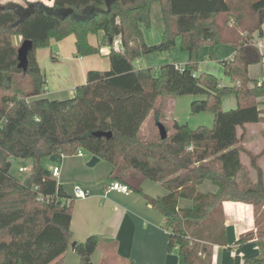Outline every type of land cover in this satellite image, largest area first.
Returning a JSON list of instances; mask_svg holds the SVG:
<instances>
[{"label": "trees", "instance_id": "1", "mask_svg": "<svg viewBox=\"0 0 264 264\" xmlns=\"http://www.w3.org/2000/svg\"><path fill=\"white\" fill-rule=\"evenodd\" d=\"M48 1L0 2V88L10 92L0 99V264H62L71 239L73 199L41 160L77 149L109 162L111 178L133 191H141L143 179L160 182L166 193L145 199L164 217L168 250L177 254V264H208L209 243L223 239L222 201L251 203L255 214L264 205L263 172L257 163L261 152L242 145L245 126L264 122V109L256 101L264 95V79L257 83L248 76V66L264 58L253 34H263L264 0ZM154 1L160 4L163 31L158 42L148 44L141 25L150 26ZM98 32L108 44L120 38L121 51L109 53V69L89 70L71 97L41 95L45 80L36 49L48 46L51 38L73 34L77 54L96 53L98 46L89 43L88 35ZM14 36L20 39L14 42ZM178 37L187 54L183 66H136V59L170 48ZM24 41L30 46L21 62L18 49ZM219 43L234 49L232 58L220 60L228 84H220L210 72L197 73L199 48L205 45L212 57ZM24 78L26 92L11 93L14 80ZM183 94L198 96L190 111L211 112V127L191 128L174 120L172 129H166L163 101ZM227 94L234 95L236 107L223 110L221 99ZM151 112L165 127V138L140 136ZM96 131L111 134L97 136ZM242 153L248 165L241 162ZM18 158L32 160L23 178L10 172ZM205 179L217 186L215 192L198 191ZM179 198L192 200V206L178 207ZM259 234L264 237V230ZM96 243L90 235L74 245L80 264H92ZM246 262L263 264L264 247Z\"/></svg>", "mask_w": 264, "mask_h": 264}, {"label": "crops", "instance_id": "2", "mask_svg": "<svg viewBox=\"0 0 264 264\" xmlns=\"http://www.w3.org/2000/svg\"><path fill=\"white\" fill-rule=\"evenodd\" d=\"M9 1L25 3L35 0H0L2 3ZM41 1L51 3L48 0ZM141 28L144 41L148 44L156 43L162 36L163 21L162 31L157 23L154 28L150 26L145 28L143 25ZM262 31L261 37H257V32L253 34L256 40L261 41L259 50L264 54V23ZM19 39V36L13 37L14 42ZM176 40L180 42L179 37ZM88 41L98 46V52L88 55L77 54L73 34L59 40L51 38L48 46L36 49V60L45 80V89L41 95L49 99L71 97L75 87L86 81L89 70L109 69L111 47L110 44L102 41V32L89 34ZM228 46L230 50L224 52L227 55L223 59L232 58L234 54V49L229 44ZM173 54L180 57L178 62L173 57V63L178 66L186 63L187 54L177 55L176 52ZM149 56L146 54L136 59V66H157L147 64L151 63ZM204 63V68L200 71L205 69L214 73L220 77L221 84L229 83V78L224 74L223 67L221 68L222 65H213L208 59ZM248 76L257 80L264 79V58L248 66ZM232 95L222 97V109L236 107V99ZM166 100H172V98H166L163 103L167 104ZM243 137L242 145L246 149L253 153L261 152L257 163L263 172L264 182V122L247 124ZM85 155L86 153L82 156L66 155L58 157L56 161L50 158L42 159L50 162L48 165L41 160V163L50 169L53 164L59 167V174L55 179L63 191L73 199L70 221L71 239L62 254V264H80L79 256L71 244L84 241L90 235L97 238L96 247L90 256L92 264H177V254L168 250L169 231L163 227L164 217L145 199V195L154 198L165 194L164 186L160 182L143 179L140 182V192L133 191L129 186V194L108 190L107 186L112 180L111 164L99 158L94 165L88 166L86 162L91 155L89 154V157ZM240 158L243 164L248 165L246 154L242 153ZM249 172L254 178V170L250 168ZM75 185L89 188L90 194L84 198L75 199L73 197ZM197 189L203 193L215 192L217 186L205 179L198 184ZM192 204V200L185 198H179L177 202V206L181 208L191 207ZM261 207L262 210L259 212L257 210L255 214L251 203L222 201L223 239L220 243H209L210 262L208 264H248L246 259L262 254L264 237L259 234V231L264 230V205ZM247 234H249L247 239L238 241L240 236Z\"/></svg>", "mask_w": 264, "mask_h": 264}, {"label": "rangeland", "instance_id": "3", "mask_svg": "<svg viewBox=\"0 0 264 264\" xmlns=\"http://www.w3.org/2000/svg\"><path fill=\"white\" fill-rule=\"evenodd\" d=\"M151 6L152 7L150 9L151 10L150 11V28H154L157 23L158 28L160 29V31H162V17H161L159 2L154 1ZM157 38H158V33H157ZM226 50L228 51L230 50L228 44L219 43L215 45L212 51V57H209L207 55V47L205 45H202L199 48L200 61L198 62L197 73L203 72L200 70L204 68V64H205L204 62L206 61V59H208L210 63H212L213 65L221 66L220 60L226 57L227 54H224ZM175 52L177 53V55L179 54L186 55V52L181 50L180 42L177 40L175 41V44L173 46H171L170 48L166 50L149 53L150 56L148 57V59L151 63H147V64L157 65V66H152V68H157L160 65L165 64V63H173L172 61L173 57L175 58L174 60L178 62L180 61V57L173 54ZM206 72H210V71H206ZM214 76H216V78L219 80V83L221 84L220 77H218L215 74ZM17 82L20 84H18ZM259 82H261V80H257V83ZM229 83H230V80H229ZM249 85H254V84L251 82L249 83ZM27 88H28L27 78H24V80L22 81L15 79L11 87V93H14L16 91L18 92V95L24 94ZM8 93H10L8 90L0 88V99L2 98L3 95L8 94ZM228 95L229 94L225 95V97ZM171 98L172 100H166L167 104H165V102L162 104L164 105L163 106L164 113L162 115V119L168 131L172 129V124L174 123V120L177 121V123L179 124H187L191 128H195L200 125H204L206 127L212 126L214 117L211 112L192 113L190 111V102L191 100L198 98L197 95L183 94V95L171 96V97H168L167 99H171ZM256 101L258 102V106L263 107L264 109V95L259 96L256 99ZM157 103H159V101ZM228 109H231V108H228ZM228 109H225V110H228ZM166 116L168 118H165ZM157 123H158L157 115H155L154 112H151L149 117L146 118V120L143 122V124L140 127V136L142 138H147V137H151L149 135H154V136L159 135ZM85 156L89 157V153L86 152ZM42 163H44L45 165H48L50 162L42 160ZM19 166H26L27 170L19 171L18 170ZM31 166H32V160L30 158H18L12 161L10 172L19 178H23L29 173V169ZM261 210H262V207H259L258 212Z\"/></svg>", "mask_w": 264, "mask_h": 264}, {"label": "built area", "instance_id": "4", "mask_svg": "<svg viewBox=\"0 0 264 264\" xmlns=\"http://www.w3.org/2000/svg\"><path fill=\"white\" fill-rule=\"evenodd\" d=\"M256 46L259 48L261 47L262 43L261 41L258 40H254ZM111 50H114L116 52H120L121 51V47H120V38L119 37H115L112 40V43L110 44ZM45 89V87L43 88V90ZM86 152L82 149H77V151L75 152V155H79L82 156L84 155ZM65 156L62 153H59V157H63ZM19 171H25L27 170L26 166H19L18 167ZM30 170V169H29ZM59 174V167L56 164H53L51 167V175L53 177H57ZM108 190H115L124 194H129L130 193V189L128 187L127 184L119 182L117 180L112 179L109 183V185L107 186ZM90 194V189L89 188H85V187H81L79 185H75L73 188V197L75 199L78 198H84L86 196H88Z\"/></svg>", "mask_w": 264, "mask_h": 264}, {"label": "water", "instance_id": "5", "mask_svg": "<svg viewBox=\"0 0 264 264\" xmlns=\"http://www.w3.org/2000/svg\"><path fill=\"white\" fill-rule=\"evenodd\" d=\"M29 46H30L29 41H24L22 43V45L20 46V48L18 49V57H19V59H20L21 62H23V60L25 58V52H26V50H27V48ZM157 127H158V130H159V136L161 138H165V136H166V129H165V127L162 124H160V123H157ZM94 134L97 135V136H101V135H110L111 133H110V131H108V132L96 131V132H94ZM50 160L56 161L57 158L55 156H51L50 157ZM98 160H99V157H97L95 155H91L90 158L88 159V161L86 162V164L88 166H92ZM74 244L75 243L73 242L71 245L74 246Z\"/></svg>", "mask_w": 264, "mask_h": 264}]
</instances>
